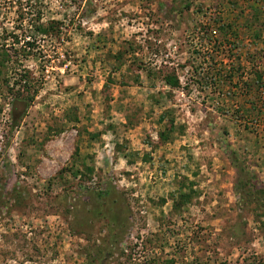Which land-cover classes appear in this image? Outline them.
<instances>
[{
  "label": "rangeland",
  "instance_id": "rangeland-1",
  "mask_svg": "<svg viewBox=\"0 0 264 264\" xmlns=\"http://www.w3.org/2000/svg\"><path fill=\"white\" fill-rule=\"evenodd\" d=\"M0 264H264V0H0Z\"/></svg>",
  "mask_w": 264,
  "mask_h": 264
},
{
  "label": "trees",
  "instance_id": "trees-1",
  "mask_svg": "<svg viewBox=\"0 0 264 264\" xmlns=\"http://www.w3.org/2000/svg\"><path fill=\"white\" fill-rule=\"evenodd\" d=\"M165 82H166L167 86H169L171 89L180 88L179 80L174 78V77H166ZM24 92H25V90H24ZM24 92L22 90V93L14 95V100H13V103L11 105L12 106L11 117H12V120L14 123L19 122L20 120H23L26 117L28 110L31 108V106L35 102V96L24 97V95H23ZM231 160H232V164L234 165V167L239 172L238 186L240 189L241 187L244 186L243 179H241V178H243L245 176L246 168H245V165L242 163V160L240 159V157L236 153L231 154ZM113 194L116 195V190L114 189V187L108 186L105 190H103L102 192H100L98 194L97 200H98V202L103 204L105 202V200L112 198Z\"/></svg>",
  "mask_w": 264,
  "mask_h": 264
}]
</instances>
